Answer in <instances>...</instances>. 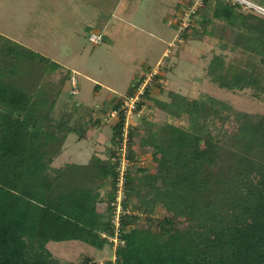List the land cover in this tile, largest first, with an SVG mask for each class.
I'll list each match as a JSON object with an SVG mask.
<instances>
[{"label":"trees","instance_id":"trees-1","mask_svg":"<svg viewBox=\"0 0 264 264\" xmlns=\"http://www.w3.org/2000/svg\"><path fill=\"white\" fill-rule=\"evenodd\" d=\"M214 1L213 17L244 25L248 34H239L234 46L260 54L263 69L254 62L247 65L251 71L226 67L215 55L211 75L221 88L252 87L264 93V18L244 14L241 4L229 0L204 4L211 8ZM202 10L192 14L191 22ZM249 16L253 24L247 23ZM201 23L208 33L211 19L204 16ZM191 27L190 23L183 31L187 39ZM30 52L25 58L6 54L0 64V264H60L49 242L80 241L103 250L111 244L103 233L114 232L116 150L110 148L109 160L94 154L88 164L54 166L69 136L85 140L90 129L84 115L72 121L74 111L56 117L68 76L49 82L47 76L63 66ZM29 69L36 84L27 79ZM142 82H135L127 95ZM151 92L148 87L143 99H150ZM170 98L155 102L173 118L188 116L189 127L156 128L143 118L129 130L128 158L137 166L131 165L126 176L127 205L133 203L138 213L122 218L125 243L116 247L115 264H264V113L232 112L228 104L213 98L189 100L175 92ZM143 104L142 100L137 113ZM119 106L120 100L114 109ZM231 114L237 122L233 131L224 128ZM215 120L222 125L217 133L210 127L217 126ZM125 124L121 115L113 126L118 144ZM146 146L157 163L151 172L136 157V148ZM103 202L106 209L101 212L98 206ZM158 206L166 215L154 219ZM141 215L150 226L139 225ZM84 264L95 263L87 259Z\"/></svg>","mask_w":264,"mask_h":264},{"label":"rangeland","instance_id":"rangeland-1","mask_svg":"<svg viewBox=\"0 0 264 264\" xmlns=\"http://www.w3.org/2000/svg\"><path fill=\"white\" fill-rule=\"evenodd\" d=\"M189 1L0 0V64L6 54L25 58L34 51L62 65V69L47 76L53 83L68 76L56 105V117L65 110L74 111L72 121L84 115L90 129L85 140H79V135L69 136L55 167L72 162L88 164L94 154L109 160L110 148L116 150L118 146L113 131L118 119L111 118L109 113L135 82L149 78L154 72L162 79H157L156 75L150 83L151 98L143 99L142 110L130 116L132 126L142 124V119L147 118L156 128L165 129L167 124L189 127L188 116L173 118L155 102H170L172 92L189 100L213 98L228 104L232 112L264 113L263 92L258 93L252 87L243 90L221 88L210 72L215 55L223 58L226 67L249 68L251 71L247 65L254 62L262 71L260 54L243 46H234L239 34H248L244 25L239 21L228 24L213 17L214 1L211 8L204 4L203 10L194 16L187 39L181 23L187 18ZM247 1L256 6L241 4L242 12L264 18V0ZM204 9L208 12L203 13ZM204 16L211 19L208 33L204 32L201 23ZM254 22V18H247V23ZM93 33L102 35L104 41L95 45L90 40ZM33 74L29 69L27 79L36 84L38 80ZM72 78L78 84L77 89L73 88ZM74 101L78 103L77 107L73 106ZM215 122L217 126L210 127L217 133L222 125L219 120ZM143 127L148 128L144 124ZM224 128L229 131L237 128L233 114ZM78 151L87 158L76 157ZM136 153L137 161L149 172L156 170L157 163L150 146L137 147ZM130 166L137 165L130 162ZM107 191L108 188L103 193ZM128 206L132 212L138 213L133 211V203ZM98 208L104 212L106 202L100 203ZM165 215L164 208L158 206L152 217L160 219ZM141 216L139 225L150 226L145 215ZM152 228L157 231L156 226ZM114 244L106 245L103 250L80 241L49 242L47 247L60 264H84L87 259L95 264L110 261L115 264Z\"/></svg>","mask_w":264,"mask_h":264},{"label":"built area","instance_id":"built-area-1","mask_svg":"<svg viewBox=\"0 0 264 264\" xmlns=\"http://www.w3.org/2000/svg\"><path fill=\"white\" fill-rule=\"evenodd\" d=\"M193 3L191 7L188 9L187 18L183 19V22L181 23L182 30H185L189 27L191 23V16L192 14L196 13L199 9L204 7V0H192ZM232 4H243L244 6L254 7L256 6L250 1L247 0H229ZM258 7V6H257ZM190 17V21L187 22L188 18ZM90 40L96 45L101 44L104 41V38L100 34L93 33L90 37ZM158 73L154 72L151 73L147 79H143L142 84L140 87L135 91L133 95H126L125 97L120 99V106L118 109H113L109 113V116L113 119H118L121 115L125 117L126 124L124 128V133L122 136V139L119 141V144L116 149V158L115 160L119 162L117 172H118V178H117V185H116V197L111 202V223H112V229L113 234H107L103 233V237L109 239L111 243H115V247L118 245H123L125 242L122 240V232H123V226H122V218L127 215H133L135 214L132 212L127 205L128 202V195H127V173L130 168V160L128 158V148H129V130L132 124L129 123L130 116L137 113L138 108L140 107V103L143 100V95L146 91V89L151 85L150 83L153 81V79L156 77ZM73 80V78H72ZM73 88L77 89L78 84L75 83L73 80Z\"/></svg>","mask_w":264,"mask_h":264},{"label":"crops","instance_id":"crops-1","mask_svg":"<svg viewBox=\"0 0 264 264\" xmlns=\"http://www.w3.org/2000/svg\"><path fill=\"white\" fill-rule=\"evenodd\" d=\"M3 36V35H2ZM68 140V139H67ZM84 153H81V151H78L76 154H75V156L76 157H80V158H84V159H86L87 157H86V155L84 154ZM74 157V156H73ZM56 161V160H55ZM73 163V162H72ZM74 163H77V164H85L86 162H83V163H78V162H74Z\"/></svg>","mask_w":264,"mask_h":264}]
</instances>
